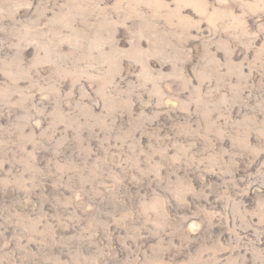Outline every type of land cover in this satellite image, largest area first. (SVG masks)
<instances>
[{"label": "rangeland", "instance_id": "rangeland-1", "mask_svg": "<svg viewBox=\"0 0 264 264\" xmlns=\"http://www.w3.org/2000/svg\"><path fill=\"white\" fill-rule=\"evenodd\" d=\"M0 264H264V0H0Z\"/></svg>", "mask_w": 264, "mask_h": 264}]
</instances>
